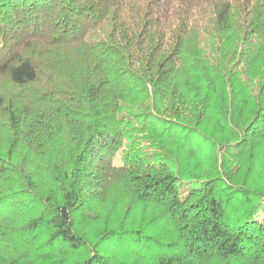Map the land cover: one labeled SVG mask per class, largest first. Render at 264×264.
Returning a JSON list of instances; mask_svg holds the SVG:
<instances>
[{"label":"trees","instance_id":"trees-1","mask_svg":"<svg viewBox=\"0 0 264 264\" xmlns=\"http://www.w3.org/2000/svg\"><path fill=\"white\" fill-rule=\"evenodd\" d=\"M0 264H264V0H0Z\"/></svg>","mask_w":264,"mask_h":264},{"label":"rangeland","instance_id":"rangeland-1","mask_svg":"<svg viewBox=\"0 0 264 264\" xmlns=\"http://www.w3.org/2000/svg\"><path fill=\"white\" fill-rule=\"evenodd\" d=\"M115 163L120 164L121 163V157H118L115 161Z\"/></svg>","mask_w":264,"mask_h":264}]
</instances>
